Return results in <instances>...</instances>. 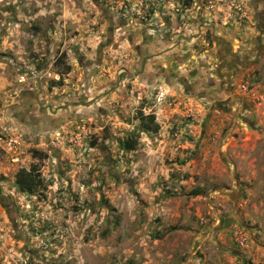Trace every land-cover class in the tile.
<instances>
[{
    "label": "rangeland",
    "instance_id": "rangeland-1",
    "mask_svg": "<svg viewBox=\"0 0 264 264\" xmlns=\"http://www.w3.org/2000/svg\"><path fill=\"white\" fill-rule=\"evenodd\" d=\"M263 5L0 0V264H264Z\"/></svg>",
    "mask_w": 264,
    "mask_h": 264
},
{
    "label": "flooded vegetation",
    "instance_id": "flooded-vegetation-1",
    "mask_svg": "<svg viewBox=\"0 0 264 264\" xmlns=\"http://www.w3.org/2000/svg\"><path fill=\"white\" fill-rule=\"evenodd\" d=\"M252 17L257 34L250 39L252 48L248 47L246 50H243L242 57H239L237 50L233 49L230 41L225 40L224 37L220 38L222 40L218 47L220 63L215 74L218 79L222 81L223 79H227L228 83L232 85H234L233 80L237 76L244 75L249 69H252L249 75L256 73V70H258L257 74L261 76V70L264 68V5L253 11ZM207 29L211 28L208 27ZM215 37L219 39L218 36ZM144 67L145 64L143 63L138 74L143 73ZM210 79L213 80L214 78L210 77Z\"/></svg>",
    "mask_w": 264,
    "mask_h": 264
},
{
    "label": "trees",
    "instance_id": "trees-1",
    "mask_svg": "<svg viewBox=\"0 0 264 264\" xmlns=\"http://www.w3.org/2000/svg\"><path fill=\"white\" fill-rule=\"evenodd\" d=\"M153 118V117H152ZM147 129H151L150 127H146ZM129 148L134 146V142L128 141ZM18 182L23 189L32 190L37 184L35 176L31 171H27L25 169L19 172Z\"/></svg>",
    "mask_w": 264,
    "mask_h": 264
}]
</instances>
